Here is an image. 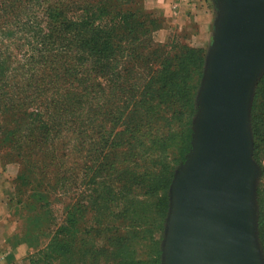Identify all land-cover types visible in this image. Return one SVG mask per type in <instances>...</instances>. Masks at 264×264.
<instances>
[{
    "label": "rangeland",
    "instance_id": "1",
    "mask_svg": "<svg viewBox=\"0 0 264 264\" xmlns=\"http://www.w3.org/2000/svg\"><path fill=\"white\" fill-rule=\"evenodd\" d=\"M73 2L48 0V4H63L60 20L75 19ZM121 8L135 16L138 23L143 21L144 47L153 50L158 45L175 44L201 49L205 61L219 15L215 0H123ZM45 53L44 0H0V254L9 264H90L87 251L93 245L92 240H99L95 244L94 264H106L105 260L112 256V246L102 238L112 232L116 237L121 234L131 237L136 242L137 256L144 257L147 249L139 243L140 234L134 233L136 229L130 225L128 213L115 210L118 208L96 212L90 205L89 197L95 194L92 189L100 187V191L105 183L87 184L104 154L111 149V127L96 108L95 117L88 110L90 104L83 103V109L76 112L74 119L65 117L67 114L63 112L57 129L60 132L54 130L55 116L52 109L46 108L49 104L46 99L53 94L63 102L66 99L63 88L70 81L62 76L59 93H44ZM65 56L60 53L52 59L63 61ZM48 66L47 61L45 73ZM196 113L195 97L191 130ZM66 121L75 125L74 131L64 125ZM45 126L48 130H44ZM161 129L160 120L152 132ZM5 131L12 135L5 136ZM116 143L112 142L116 170L102 174V178L120 185V171L130 164L129 158L140 159L137 155H126L125 146ZM62 151L70 155L61 159ZM174 153L172 146L168 154ZM253 160L259 170L256 195L264 177L254 157ZM255 206L257 234V203ZM99 224L100 236L95 231ZM96 234L99 239L94 238ZM163 237L164 230L160 246Z\"/></svg>",
    "mask_w": 264,
    "mask_h": 264
},
{
    "label": "trees",
    "instance_id": "2",
    "mask_svg": "<svg viewBox=\"0 0 264 264\" xmlns=\"http://www.w3.org/2000/svg\"><path fill=\"white\" fill-rule=\"evenodd\" d=\"M53 4L44 0V93H59L60 79L64 81L62 76L70 81L69 88H63L66 96L63 102L53 94L46 99L49 103L46 108L52 109L55 116L54 130L60 132L57 129L63 112L67 114L65 117L74 119L76 112L83 109V103L90 104L88 110L93 116L96 117L95 108L104 116L103 121L111 127V149L104 154L87 183L101 186L105 182L100 191V187L92 189L95 194L89 197L90 205L96 212L103 208H118L115 210L128 213L130 225L136 229L134 233L140 234L139 243L147 249L145 256L139 257L134 249L136 242L131 237L124 234L116 237L110 232L102 238L112 246V256L105 263L160 264L169 186L175 167L190 149L191 115L204 67L203 52L175 44L158 45L153 50L144 47L146 30L143 21L138 23L135 16L122 11L123 0H75L77 14L74 20L58 19L63 4ZM60 53L66 54L63 61L52 59ZM47 61L49 66L45 73ZM160 120L162 129L152 132ZM64 125L75 130V125L67 121ZM250 126L253 157L262 170L263 179L264 73L255 88ZM118 127L119 130L114 132ZM44 130H48V126ZM78 133L82 135L83 131ZM4 134L12 135L9 131ZM142 137L148 142H142ZM115 141L125 146L126 155H137L140 159L129 158L130 164L120 171V185L102 178V174L116 170L112 155V142ZM172 146L175 153L169 156L168 149ZM69 155L70 152L62 151L60 158ZM21 175L17 176L18 180ZM255 200L257 238L264 260V184L261 182ZM100 227L99 224L95 230L98 236ZM128 241L130 244L124 246L123 243ZM98 242L92 240L93 245L87 251L90 264L95 263V244Z\"/></svg>",
    "mask_w": 264,
    "mask_h": 264
},
{
    "label": "water",
    "instance_id": "3",
    "mask_svg": "<svg viewBox=\"0 0 264 264\" xmlns=\"http://www.w3.org/2000/svg\"><path fill=\"white\" fill-rule=\"evenodd\" d=\"M190 149L169 186L160 264H264L250 106L264 73V0H215Z\"/></svg>",
    "mask_w": 264,
    "mask_h": 264
},
{
    "label": "crops",
    "instance_id": "4",
    "mask_svg": "<svg viewBox=\"0 0 264 264\" xmlns=\"http://www.w3.org/2000/svg\"><path fill=\"white\" fill-rule=\"evenodd\" d=\"M0 242H2V240H0ZM4 255L0 254V264H7L8 262H6V260L3 257ZM9 264V263H8Z\"/></svg>",
    "mask_w": 264,
    "mask_h": 264
}]
</instances>
